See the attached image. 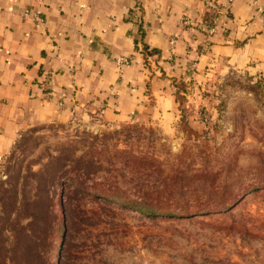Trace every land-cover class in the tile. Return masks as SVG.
<instances>
[{"label": "rangeland", "instance_id": "1", "mask_svg": "<svg viewBox=\"0 0 264 264\" xmlns=\"http://www.w3.org/2000/svg\"><path fill=\"white\" fill-rule=\"evenodd\" d=\"M216 91L199 138L123 124L21 139L0 166V264H264V93L244 76Z\"/></svg>", "mask_w": 264, "mask_h": 264}, {"label": "crops", "instance_id": "2", "mask_svg": "<svg viewBox=\"0 0 264 264\" xmlns=\"http://www.w3.org/2000/svg\"><path fill=\"white\" fill-rule=\"evenodd\" d=\"M232 76L264 93V0H0V166L53 125L199 138Z\"/></svg>", "mask_w": 264, "mask_h": 264}, {"label": "trees", "instance_id": "3", "mask_svg": "<svg viewBox=\"0 0 264 264\" xmlns=\"http://www.w3.org/2000/svg\"><path fill=\"white\" fill-rule=\"evenodd\" d=\"M144 50L147 52V47H144ZM153 52V51H152ZM148 53V52H147ZM150 53V52H149ZM176 98H177V100H179V102L181 103L182 102V98H181V96H179L178 94L176 95ZM182 111H183V109H182ZM183 113V112H182ZM182 127L184 128V130L187 132L188 130H187V127H186V125L185 124H182ZM189 132V131H188ZM31 203H33L35 206L36 205H38V204H36V202H34V200H32V202ZM29 204L30 203H25V204H23V206L22 207H25L26 209L28 208V206H29ZM2 206H4V205H2V204H0V207H2ZM4 208V207H3ZM18 209L17 207H16V205H14L13 206V209ZM29 208H30V206H29ZM12 210V209H11ZM56 216V220H55V222H56V226H55V228H54V236H53V239H52V246H54V248H55V245H56V243L57 242H59V240L62 238V232H61V230H62V225H61V223H60V221H59V218H58V216L57 215H55ZM11 221H7V225L10 223ZM11 226L13 225V222L10 224ZM16 225H18L19 226V223L18 224H16ZM32 226V222H28L27 224H26V226H20L22 229H28V226ZM28 246H26V245H23L22 244V246L19 248V251L17 252V253H21V251H23V249L24 248H27ZM21 250V251H20ZM48 264H51V263H48Z\"/></svg>", "mask_w": 264, "mask_h": 264}, {"label": "built area", "instance_id": "4", "mask_svg": "<svg viewBox=\"0 0 264 264\" xmlns=\"http://www.w3.org/2000/svg\"><path fill=\"white\" fill-rule=\"evenodd\" d=\"M233 0H227V5H229ZM215 23V20H212L209 24L205 25L202 30L207 33V34H212L213 31H214V28L212 27V25ZM184 24H187L186 22H184ZM119 64L121 65H126L129 63V60L128 59H124V58H121V59H118L117 61ZM47 84H48V78L45 77V79L43 81H41L40 83V86L45 89L47 87Z\"/></svg>", "mask_w": 264, "mask_h": 264}]
</instances>
